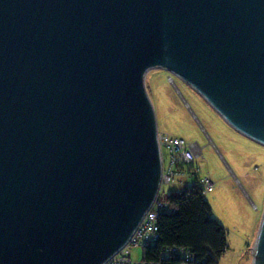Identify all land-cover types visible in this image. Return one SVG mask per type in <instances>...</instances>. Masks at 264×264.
<instances>
[{
    "label": "water",
    "instance_id": "1",
    "mask_svg": "<svg viewBox=\"0 0 264 264\" xmlns=\"http://www.w3.org/2000/svg\"><path fill=\"white\" fill-rule=\"evenodd\" d=\"M152 69L264 146V0H0V264L127 243L160 189Z\"/></svg>",
    "mask_w": 264,
    "mask_h": 264
},
{
    "label": "rangeland",
    "instance_id": "2",
    "mask_svg": "<svg viewBox=\"0 0 264 264\" xmlns=\"http://www.w3.org/2000/svg\"><path fill=\"white\" fill-rule=\"evenodd\" d=\"M180 90L191 111L182 102L169 77ZM153 105L158 133L180 137L203 148V157L184 170L194 177H210L214 190L204 198L211 216L226 232L227 249L218 264H252L253 249L264 209V146L228 126L218 113L190 86L161 69L144 78ZM164 170L169 154L163 152ZM185 187L175 182L162 184L159 199L164 202ZM142 247H131L133 261H140Z\"/></svg>",
    "mask_w": 264,
    "mask_h": 264
},
{
    "label": "trees",
    "instance_id": "3",
    "mask_svg": "<svg viewBox=\"0 0 264 264\" xmlns=\"http://www.w3.org/2000/svg\"><path fill=\"white\" fill-rule=\"evenodd\" d=\"M190 166V165H189ZM195 175V171L193 176ZM194 177L182 191L168 196L157 212V241L143 249L142 260L159 264H186L177 258L162 257L166 250H183L192 262L218 264L227 249L226 232L212 218L204 191Z\"/></svg>",
    "mask_w": 264,
    "mask_h": 264
},
{
    "label": "built area",
    "instance_id": "4",
    "mask_svg": "<svg viewBox=\"0 0 264 264\" xmlns=\"http://www.w3.org/2000/svg\"><path fill=\"white\" fill-rule=\"evenodd\" d=\"M157 142L160 150V158L162 165V173L160 180V189L162 184H169L175 182L179 185L186 186L189 183L194 184L191 181V176L194 173V169L188 171L184 170L185 166L193 165L195 161L200 160L203 157L202 147L196 142L188 143L186 140L180 137H171L169 135H162L158 133ZM166 150L169 154V169L164 170L163 152ZM198 185L203 189L204 193H210L214 190V183L210 177H199ZM160 189L149 207L144 213L143 217L135 227L132 235L127 243L121 247L116 253H114L103 264H159L147 262L142 259L140 261H133L130 256L131 247H146L154 244L157 241V212L164 207L161 200L158 198L160 195ZM162 257L166 258H178L182 263L192 262V258L183 250L169 249L162 253Z\"/></svg>",
    "mask_w": 264,
    "mask_h": 264
},
{
    "label": "flooded vegetation",
    "instance_id": "5",
    "mask_svg": "<svg viewBox=\"0 0 264 264\" xmlns=\"http://www.w3.org/2000/svg\"><path fill=\"white\" fill-rule=\"evenodd\" d=\"M202 151H203V148H202Z\"/></svg>",
    "mask_w": 264,
    "mask_h": 264
},
{
    "label": "bare ground",
    "instance_id": "6",
    "mask_svg": "<svg viewBox=\"0 0 264 264\" xmlns=\"http://www.w3.org/2000/svg\"><path fill=\"white\" fill-rule=\"evenodd\" d=\"M254 250V249H253Z\"/></svg>",
    "mask_w": 264,
    "mask_h": 264
}]
</instances>
